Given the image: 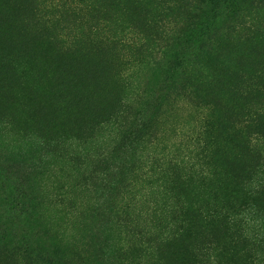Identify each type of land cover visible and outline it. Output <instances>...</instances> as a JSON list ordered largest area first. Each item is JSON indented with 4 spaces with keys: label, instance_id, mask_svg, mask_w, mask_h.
I'll list each match as a JSON object with an SVG mask.
<instances>
[{
    "label": "rangeland",
    "instance_id": "1",
    "mask_svg": "<svg viewBox=\"0 0 264 264\" xmlns=\"http://www.w3.org/2000/svg\"><path fill=\"white\" fill-rule=\"evenodd\" d=\"M192 1L178 0L185 8ZM107 7L105 0H0V251L10 250L1 264H119L109 257L126 247L128 234L123 223L109 221L110 203L141 230L176 229L179 222L164 227L158 220L180 219L178 208L173 216L168 211L171 204L197 202L207 184L193 183L192 194L178 195L182 184L165 171L180 163L184 175L206 172L201 160L195 172L186 164L199 153L201 126L235 120L224 92L201 83L191 89L197 64L204 73L214 69L197 58L199 47L217 59L218 73L224 62L251 70L264 62V0H208L189 17L184 44L162 58L149 51L167 36L163 30L141 14L135 25L116 22ZM245 20L262 29L257 42L239 31ZM105 39L115 44L106 47ZM118 110H124L122 128L106 122ZM129 132L141 134V141L134 152L116 154L112 166L129 160V171L111 195L91 171L100 158L127 149ZM39 163L25 181L35 210L22 214L15 204L27 197L16 192V177ZM147 256L135 253L132 261L157 258Z\"/></svg>",
    "mask_w": 264,
    "mask_h": 264
},
{
    "label": "trees",
    "instance_id": "2",
    "mask_svg": "<svg viewBox=\"0 0 264 264\" xmlns=\"http://www.w3.org/2000/svg\"><path fill=\"white\" fill-rule=\"evenodd\" d=\"M105 1L108 3L109 13L114 16L116 22H124L126 19L128 23L133 24L138 18L135 15L141 14L147 25L163 30L167 36L160 37L158 47L149 51L152 52L150 54L156 53L162 58L170 51L176 52V47L181 45L180 43L184 44L181 37L189 29L187 27L189 17H195V13L204 8L208 0H193V5L190 4L191 8L186 7L187 9L178 0ZM111 16L109 21L112 20ZM236 17H239V14ZM245 23L246 20L239 26V31H247L246 36H249L248 38L254 36L253 40L257 42L259 37L263 36L261 30L264 29V25L261 29L253 24L247 26ZM111 39H105L106 47L109 42L115 44ZM140 42L141 39L135 45L132 44L135 46L134 51ZM202 49L203 47L200 46L201 52L197 54V58L214 69L212 73L211 71L204 73L205 66L200 67L197 64L198 69L193 71L195 77L190 83L191 89L196 90L194 84L201 83L200 87L205 85L209 90L224 92L230 104V108L227 107L230 109L228 113L235 120L230 125L218 120L206 121L201 126L202 132L199 133L200 139L203 140L199 143L200 146L195 148L199 152L194 158L197 162L194 163L193 160L186 164L192 166L191 172H195L196 170L193 169L201 160V165L208 167L206 172L197 169L194 174L184 175L182 173H185L183 172L185 168L181 167L180 163L168 166L165 171L176 175L174 178L176 184H182L176 188L179 189L178 195H183L181 192L187 196L192 194L189 188L193 183L207 184L199 187L201 192L197 202L192 198L185 202L179 199L171 204L168 211L172 212L170 214L173 216L176 213L173 210L178 208L180 219L178 216H167L158 220L159 224L164 223V227L177 226L179 222L180 225L176 229L168 228L163 233L141 230L125 215L122 218L120 212L111 203L107 206L106 209H111L109 221L116 220L117 224L123 223L122 228L125 234L126 232L128 234L129 242L126 247L117 250L116 255L109 257L119 264H134L132 255L135 253L148 254L147 257L150 253L156 254L157 258L150 260L145 258L147 264H264V62L258 63L254 70L239 68V63L232 65L224 62L221 64L222 67L220 66L221 72L218 73L217 59L214 60L210 55L204 54V50L202 53ZM172 57L177 56L173 54ZM249 61L251 62L250 59ZM190 72L192 74V70ZM138 100L134 98L136 103ZM123 112L124 110H118L108 116L107 124L112 123L122 128L126 123H119L118 120L123 117ZM132 115L129 111V117ZM148 126L142 124L144 129ZM224 130L227 131L226 135L222 134ZM128 134L123 139L127 149L120 147L109 156L100 158L91 171V174L98 177L103 184L104 182L109 184V187L105 188L111 195L118 190L115 186L126 182L129 171L127 170L129 160L122 162L125 166L121 168L112 166V162L116 163V154L134 152L141 141V134L136 132ZM42 145V149L45 145L48 146L47 141H41ZM39 166L40 163L32 164L29 168L28 166L21 168L18 172L21 174L16 177L18 184L15 187L16 192H22L27 197L23 204H15L18 212L22 214L24 209L29 211V214L34 213L35 205L29 198L30 192L27 191L28 186L25 181ZM195 175L197 176L194 182ZM184 184L188 185L184 187ZM127 211L124 210V213ZM30 218L33 219L32 216ZM168 219H170L169 224ZM37 220L42 221V218L38 217ZM45 224L50 225L49 222ZM15 250L21 251L20 248L13 247L12 252ZM7 252H10L8 248L0 251V264ZM172 260L176 262L172 263Z\"/></svg>",
    "mask_w": 264,
    "mask_h": 264
}]
</instances>
